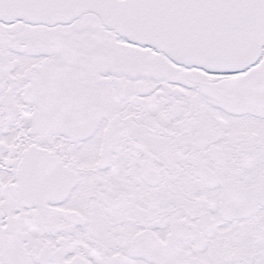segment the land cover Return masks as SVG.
Wrapping results in <instances>:
<instances>
[{
  "label": "snow or ice",
  "instance_id": "6c2138e0",
  "mask_svg": "<svg viewBox=\"0 0 264 264\" xmlns=\"http://www.w3.org/2000/svg\"><path fill=\"white\" fill-rule=\"evenodd\" d=\"M0 264H264V0H0Z\"/></svg>",
  "mask_w": 264,
  "mask_h": 264
}]
</instances>
